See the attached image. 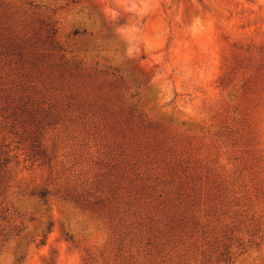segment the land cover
<instances>
[{"label": "rangeland", "instance_id": "374dc122", "mask_svg": "<svg viewBox=\"0 0 264 264\" xmlns=\"http://www.w3.org/2000/svg\"><path fill=\"white\" fill-rule=\"evenodd\" d=\"M0 264H264V0H0Z\"/></svg>", "mask_w": 264, "mask_h": 264}, {"label": "trees", "instance_id": "16d2710c", "mask_svg": "<svg viewBox=\"0 0 264 264\" xmlns=\"http://www.w3.org/2000/svg\"><path fill=\"white\" fill-rule=\"evenodd\" d=\"M40 193H41V195H42L43 197H45L46 193H45L44 190H42Z\"/></svg>", "mask_w": 264, "mask_h": 264}]
</instances>
